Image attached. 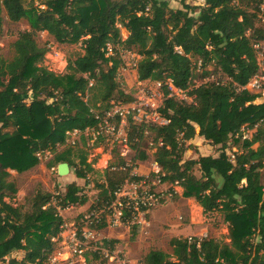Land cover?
Listing matches in <instances>:
<instances>
[{"label": "trees", "instance_id": "trees-1", "mask_svg": "<svg viewBox=\"0 0 264 264\" xmlns=\"http://www.w3.org/2000/svg\"><path fill=\"white\" fill-rule=\"evenodd\" d=\"M180 2L181 8L172 9L167 0H0V34L2 10L9 20H25L30 28L18 34L10 60L0 57V261L20 250L22 258L11 256L8 264H58L48 261L51 238L63 223L56 205H82L87 196L71 182L63 193L38 188L28 205H14L17 187L9 170L21 173L34 167L38 153L57 152L73 130L81 132L79 141L69 145L67 154H55L48 167L66 162L81 179L94 170L97 157L87 161L83 132L98 128V118L112 102L133 100L116 81L122 66L118 45L138 50L137 79L158 82L162 91L157 110L166 122L128 119L127 144L134 159L149 157L140 146L146 130L159 169L149 176L171 185L174 199L194 198L203 212L221 211L230 239L172 237L171 252L150 249L141 264H264V102L256 103L259 95L243 88L257 71L252 41L262 38V28L255 26L260 0ZM122 27L128 33L125 39ZM38 31L58 43H81L83 52L68 61L65 73L36 65L46 52L36 43ZM108 45L113 54H108ZM166 80L190 101L171 95ZM245 129L253 130L250 137L244 136ZM195 137L215 146L218 154L184 159L190 146L186 142ZM229 140L240 148L231 155ZM79 143L81 149L72 154ZM116 160L98 172L103 181L97 207L110 205L113 192L129 178L131 164L118 155ZM174 185L182 189L180 196ZM105 226L103 218L94 228Z\"/></svg>", "mask_w": 264, "mask_h": 264}, {"label": "rangeland", "instance_id": "rangeland-1", "mask_svg": "<svg viewBox=\"0 0 264 264\" xmlns=\"http://www.w3.org/2000/svg\"><path fill=\"white\" fill-rule=\"evenodd\" d=\"M42 6L38 5V8ZM2 29L0 34V57L6 61L10 60L14 54L13 42L21 31L29 30V25L25 20L13 22L6 16L4 10L1 12ZM121 38L127 37V31L122 27L120 28ZM35 40L39 47L46 49L43 59L36 65H41L48 70L57 74H63L67 71L68 61L74 60L79 56L82 51L81 43L67 44L56 42L51 35L46 31H38L35 33ZM118 56L122 60V66L119 67L116 81L119 88L125 93L131 94L132 97H147L149 94L154 93L157 101L162 102L161 84L155 81H139L137 79V72L131 64L134 60L139 59V52L135 50H124L120 46H116ZM113 49L108 51V54H113ZM195 60V59H193ZM199 64V61L197 62ZM209 69L211 66L208 67ZM198 71L201 68H197ZM217 79L218 76L211 75L210 79ZM200 80L197 81L199 83ZM146 83V84H145ZM169 83V80H166ZM139 89L142 92H139ZM177 98L186 99L190 101V97L185 95L184 91H179L173 88L171 95ZM256 103L264 102V95H259ZM128 122V121H127ZM125 132H130V124L126 123L123 127ZM252 129H245L244 136L250 137ZM143 141H140L141 148L145 149L148 153V158L143 162V169L146 175H150L155 171L156 166L153 162L152 154L155 148L152 147L151 136H147L146 130L143 131ZM76 140L72 135H68V141ZM120 141H114L112 136L104 137L98 140L95 146L87 150V161H91L95 154H99L98 148H101L105 153H109L110 157L103 158L101 161H96L93 171L87 173L86 179L75 178L73 173L74 166L70 167V172L65 175H59L56 165L48 167V162L57 153H62L67 150L69 144L57 146V152L45 151L40 153L39 165L36 169H30L21 173L15 170H9V179L13 180L17 187V193L11 199V202L19 205H28L27 199L36 191L41 188L44 191L50 192L52 195H58L65 191V187L71 181H77L83 189V193L87 196V203L83 209L73 210V208L66 209L64 215V223L66 224L63 229L64 235L60 236V241L54 243L53 250L48 254V261L58 264H141L143 256L150 249H161L165 252H171L169 241L172 237H213L223 242L229 243L227 223L223 220L221 211L218 209L209 212H203L202 208L196 203L194 198L181 197L180 199L172 198L169 189L172 188L169 184L156 183L153 188L160 195L158 203L150 209L143 211L136 215L134 220L120 221L118 224H111V220L115 219L116 209L110 206H96L95 199L99 192L98 184L103 181V176L100 175L102 169L106 168L111 163L116 162L117 154L123 155V145ZM190 145L185 151L183 158H197L199 155H217L218 150L215 146L210 145L201 137H195L186 142ZM81 143L72 147L73 153H77L81 149ZM257 143L252 147L256 148ZM130 148V147H129ZM116 151V156L113 155V150ZM239 146L233 144L229 140L227 149L228 154L238 151ZM131 161H134L135 151L130 148L125 155ZM72 160L77 161L74 155ZM46 164V165H45ZM131 164V163H129ZM70 177V178H69ZM264 179V178H263ZM76 182V183H77ZM151 184V183H150ZM146 184L145 186H149ZM173 189L178 194L182 192L179 186L174 185ZM130 191L131 188H128ZM8 200V198H5ZM57 199L52 197L53 205H56ZM57 210L60 212L58 205ZM100 212L104 217L106 226L104 228L96 229L94 238L84 239L80 235V219L88 212ZM97 225V224H96ZM135 226V227H134ZM109 228V230L107 229ZM135 228V229H134ZM135 230V234L132 235ZM60 232V233H61ZM76 233V234H75ZM81 245L82 251L80 253L73 252L74 244L70 240L72 235ZM115 239L114 244L108 241ZM56 241V237L52 239ZM23 251L12 253V257L21 259ZM8 256L0 261V264H8Z\"/></svg>", "mask_w": 264, "mask_h": 264}, {"label": "built area", "instance_id": "built-area-1", "mask_svg": "<svg viewBox=\"0 0 264 264\" xmlns=\"http://www.w3.org/2000/svg\"><path fill=\"white\" fill-rule=\"evenodd\" d=\"M256 27L262 28V38L255 39L252 41V47L255 51L257 71L254 73L250 80L243 86V88L256 93L258 95H264V0H260L257 6V17H256ZM252 32L249 30L247 34ZM108 51H111V46H107ZM137 60H134L131 64L136 68ZM158 83V82H157ZM146 84V83H145ZM159 84V83H158ZM169 84V83H168ZM171 91L174 87L169 84ZM177 89V88H176ZM179 90V89H177ZM181 91V90H179ZM139 92H142L139 89ZM154 93L149 94L147 97H133L132 101L129 102H112L110 109L104 114V116L98 118L99 124L96 130L89 129L93 134V140L97 138L98 135L104 137L112 136L113 140L120 141L124 147H127V131L123 129L124 125L128 123V119L131 118L133 122L136 123H164L165 119L160 117L158 114V108L161 103L157 101ZM80 131L73 130L68 132V135H72L75 139H79ZM67 140V139H66ZM67 144H74V140L66 141ZM38 158L40 154L38 153ZM115 169V168H112ZM159 169L156 166L155 171ZM129 178L125 179L118 188L113 192V200L110 203L111 208L116 209L115 219L111 220V224L115 225L120 223V221L129 222V220H134L136 215L139 213L150 209L158 203V199L161 198L160 195L154 190L153 186L159 183V180L155 177H150L149 175L143 176L141 180H133L130 177L136 175L134 171H130ZM151 183V184H150ZM150 184L149 186H145ZM128 188H131L129 191ZM106 206V205H105ZM103 206V207H105ZM128 213V215L126 214ZM103 215L100 212L91 211L85 213L79 223L80 235L84 239L94 238L96 235V228L94 226L103 219ZM125 219V220H124ZM66 224L62 223L60 225V230L65 228ZM76 234V233H75ZM75 234L72 235L71 241L74 244L73 252L80 253L82 251L81 245L78 243Z\"/></svg>", "mask_w": 264, "mask_h": 264}, {"label": "crops", "instance_id": "crops-1", "mask_svg": "<svg viewBox=\"0 0 264 264\" xmlns=\"http://www.w3.org/2000/svg\"><path fill=\"white\" fill-rule=\"evenodd\" d=\"M168 1V4H169V7H171L172 9H177V8H181V0H167ZM185 2L186 3H190V4H194V5H202L203 4V0H185ZM83 134H85L86 135V138H87V141H86V149L88 150L90 147H91V149L95 146V144L97 143L96 142V139L95 140H93V137H92V133H91V131L89 130V129H86L84 132H83ZM67 140H68V137H67ZM66 140V141H67ZM75 141V143L76 142H78L79 141V139L77 138L76 140H74ZM66 144L65 145H67V142H65ZM121 144V143H120ZM70 145V144H69ZM63 146V145H62ZM98 150H100L99 151V154H95V156L94 157H97V159H96V161H101L104 157L105 158H107V157H110V154L109 153H105L101 148H98ZM122 150H123V152L124 153H122L123 155H120V154H117L126 164H129V163H131V169H130V171H134L135 173H136V175H138V176H146V173H144V169H143V162H144V160H137V159H134L133 158V160L134 161H131L130 159H128L125 155H126V153H127V151H129L130 150V148L127 146V147H124L123 146V148H122ZM93 157V158H94ZM95 164V163H94ZM96 164H98L97 162H96ZM39 165H41V164H36L34 167H32V168H30V169H36ZM46 165V164H45ZM57 166L58 165H56V168H57ZM155 166H157L156 164H155ZM54 167V166H53ZM93 167L95 168V166L93 165ZM107 167V166H106ZM29 169V170H30ZM103 170V169H102ZM69 172H70V167H69ZM68 172V173H69ZM74 173V172H73ZM75 175V174H74ZM70 178V177H69ZM75 178H76V180L78 181L79 179H81V178H77L76 176H75ZM76 181V182H77ZM71 182H75V181H71ZM70 182V183H71ZM75 182V183H76ZM69 183V182H68ZM77 185H79L80 183H76ZM80 186V185H79ZM81 187V186H80ZM82 188V187H81ZM178 194V193H177ZM179 196L181 195L180 193L178 194ZM182 196H180L178 199H180ZM87 200H88V198H87ZM87 203V201L84 203V204H82V205H71V206H68V207H65V208H62V210H60V212H59V214L61 215V211H62V214H64L67 210V208L68 209H70V208H73V210H78V209H83V207H84V205ZM63 216L64 215H61V217H62V219H63V223H64V218H63ZM104 228V227H103ZM97 229H99V228H97ZM102 229V228H101ZM107 229V228H106ZM107 230H109V228L107 229ZM61 231H63V230H60L59 232H58V234L56 235V236H54V237H56V241L54 242L52 239L54 238V237H52L51 238V240L53 241V244L54 243H56V242H58V241H60V236H63L64 235V233H65V231L64 232H61ZM61 232V233H60ZM97 232V231H96ZM55 245V244H54ZM20 251V250H19ZM15 252H17V251H15ZM12 253H14V252H12ZM12 253H11V255L10 256H12Z\"/></svg>", "mask_w": 264, "mask_h": 264}, {"label": "water", "instance_id": "water-1", "mask_svg": "<svg viewBox=\"0 0 264 264\" xmlns=\"http://www.w3.org/2000/svg\"><path fill=\"white\" fill-rule=\"evenodd\" d=\"M57 172L59 175H65L69 172V165L66 162L59 163L57 166Z\"/></svg>", "mask_w": 264, "mask_h": 264}]
</instances>
